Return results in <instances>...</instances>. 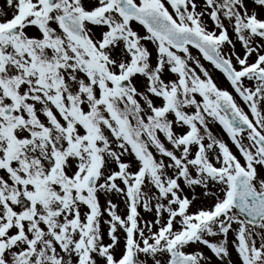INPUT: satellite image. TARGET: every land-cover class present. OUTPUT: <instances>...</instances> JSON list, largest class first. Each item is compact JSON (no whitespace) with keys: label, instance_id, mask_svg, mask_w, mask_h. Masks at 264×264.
<instances>
[{"label":"snow or ice","instance_id":"obj_1","mask_svg":"<svg viewBox=\"0 0 264 264\" xmlns=\"http://www.w3.org/2000/svg\"><path fill=\"white\" fill-rule=\"evenodd\" d=\"M0 264H264V0H0Z\"/></svg>","mask_w":264,"mask_h":264}]
</instances>
